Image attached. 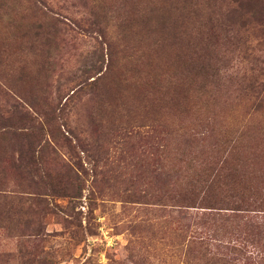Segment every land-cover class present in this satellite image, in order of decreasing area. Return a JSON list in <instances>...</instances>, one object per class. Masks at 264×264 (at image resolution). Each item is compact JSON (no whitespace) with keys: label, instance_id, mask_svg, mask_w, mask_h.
<instances>
[{"label":"rangeland","instance_id":"1","mask_svg":"<svg viewBox=\"0 0 264 264\" xmlns=\"http://www.w3.org/2000/svg\"><path fill=\"white\" fill-rule=\"evenodd\" d=\"M262 83L264 0H0V264H242L264 212L200 217L264 207Z\"/></svg>","mask_w":264,"mask_h":264},{"label":"trees","instance_id":"2","mask_svg":"<svg viewBox=\"0 0 264 264\" xmlns=\"http://www.w3.org/2000/svg\"><path fill=\"white\" fill-rule=\"evenodd\" d=\"M238 7L240 8L239 5H238ZM205 28H206V25L201 24L199 26V28L197 29L196 40H197V44L199 46H201L208 39V37H205V35H206V33L204 31ZM206 49H207L206 46L205 47L202 46L201 49L198 50L197 59H198L199 64H200V71L203 72L204 74L208 75V72H209L208 70L210 69L209 68L210 57H209V54H208ZM210 73H212V72H210ZM182 84H184V83H182ZM189 84L190 83L188 81L187 85H189ZM259 85L264 88V83L259 84ZM174 96H175V94L171 95V97L168 98V102H166L168 105L169 104H171V106L172 105H178V102H176V104H175V101L177 99ZM259 96L260 95H258L257 98ZM187 98H188L187 95H182V99L184 101ZM212 183L213 184L221 183L222 186H228L229 191H231V192L235 191V192H237V194H240V196H243L244 193H249L251 189H253L254 191H256V189H257V187H255L254 185L253 186L251 185L252 179L250 177H241V176L236 177L235 172H228L225 175H221V176L216 174L213 177V181L211 182V184ZM206 187H207V189H205V193H206V191H210V190H213V193L214 192L221 193L220 191H214L215 189L212 188V185L206 186ZM210 187H211V189H209ZM213 187H215L216 189L221 188L220 185H215V186L213 185ZM184 198L186 200L187 196L185 195ZM246 205H247V207L246 206L244 207L242 205L224 206V207H222V206L213 207V206L207 205V207H204V208L211 209V210H213V209L224 210L225 209V210H230L233 212H242L243 214L231 213V215H227L226 213L223 214L220 212H215V213L212 212L213 214H204L203 216L200 217V219L203 220L205 218L211 217V219H213V220H217V221L222 220L224 222H229V221L237 222V221H243V220H247V221L252 220L253 222H255V224L257 225V229H258L260 223L257 220V216L249 215V213L251 211L264 212V207L261 208L258 206L256 208H253L254 210H250L248 207V205H250V204H246ZM260 218L262 219V216ZM258 233H259V231L255 232V234L257 236H258ZM244 240H245V243L247 246L253 245V248H255V250L247 252L246 249H244V248H242L240 250H235L232 248L231 250H234V253L236 255H238V258H237V260H239L238 263L242 262V264H264V246L260 245L261 241L254 240V235L253 236L249 235V237L244 239ZM200 241L201 242H199L198 244L202 245L203 241L201 238H200ZM245 243H244L243 247H245ZM200 247H202V246H199V248ZM215 248L216 249H223V247L220 246L219 244L215 245ZM200 249H202V248H200ZM227 249L228 248H226V250ZM226 252L227 251L220 253V251H214L211 254V256L208 258L206 264H233L232 262H230L227 259Z\"/></svg>","mask_w":264,"mask_h":264}]
</instances>
